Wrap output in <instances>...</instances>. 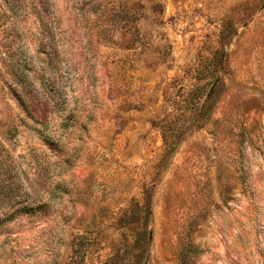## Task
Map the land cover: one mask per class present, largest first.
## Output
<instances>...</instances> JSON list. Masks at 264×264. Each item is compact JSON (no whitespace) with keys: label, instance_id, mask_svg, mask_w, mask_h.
Segmentation results:
<instances>
[{"label":"rangeland","instance_id":"obj_1","mask_svg":"<svg viewBox=\"0 0 264 264\" xmlns=\"http://www.w3.org/2000/svg\"><path fill=\"white\" fill-rule=\"evenodd\" d=\"M0 264H264V0H0Z\"/></svg>","mask_w":264,"mask_h":264},{"label":"trees","instance_id":"obj_2","mask_svg":"<svg viewBox=\"0 0 264 264\" xmlns=\"http://www.w3.org/2000/svg\"><path fill=\"white\" fill-rule=\"evenodd\" d=\"M166 129V126L164 127L163 126V128H162V130L164 131ZM172 145V144H171ZM172 148H174L175 147V145H173V146H171Z\"/></svg>","mask_w":264,"mask_h":264}]
</instances>
